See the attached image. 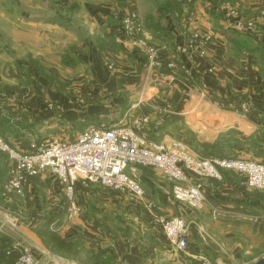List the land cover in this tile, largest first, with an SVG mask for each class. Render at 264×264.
Instances as JSON below:
<instances>
[{"label": "rangeland", "instance_id": "1", "mask_svg": "<svg viewBox=\"0 0 264 264\" xmlns=\"http://www.w3.org/2000/svg\"><path fill=\"white\" fill-rule=\"evenodd\" d=\"M148 1L170 4L169 0ZM33 2L0 0V62L5 64V73L0 76V122L8 123L9 129L2 135L4 139L0 137L2 141L22 149L27 145L20 141L29 143L37 141L35 138L68 142L71 135L89 126L129 123L142 111L152 115L151 105L162 102L159 86L166 84L164 79L171 76L170 71L149 70L144 47L107 38L106 28H93V23L80 13L82 4L75 0L65 1L71 2L68 6L46 0L42 7L47 10L35 7ZM144 42L146 46H154ZM192 78L183 82L179 77L190 87L194 83ZM141 100L146 101L144 105L135 107ZM167 108L171 116L172 111L181 110L170 105ZM174 117L171 119L176 120V128L181 130L171 128L167 136L180 139L183 144L189 136L184 122L178 120L179 116ZM189 152L202 158L192 149ZM10 168L8 160L0 154V250L4 242L11 241L18 256L19 245L28 248L37 264L106 261L100 252L114 248L113 245L139 249L141 261L137 264H155L157 259V264H162L168 245L162 240L158 218L179 215L188 233V246L183 254L193 252L200 264H251L264 258V210L259 204L252 213L239 211L226 215L219 208L205 211V207L199 212L191 211L173 200L169 184L155 171L138 166L136 176L137 179L140 176L143 191L140 200L131 199L125 192L79 183L74 197L80 201L77 204L80 220L77 218L78 224L74 225V221L60 229L59 219L67 203L55 178L50 175L31 179L20 196L13 195L5 189ZM229 173L231 181L242 180L238 174ZM223 175L220 181L209 183L213 191L211 202L219 205L224 204L218 200ZM249 195L259 203L264 202L262 192L250 191ZM52 236L63 239L64 246L50 245L48 238ZM183 254L178 255L179 261L186 264L197 261L188 260ZM113 262L123 264L117 257Z\"/></svg>", "mask_w": 264, "mask_h": 264}, {"label": "crops", "instance_id": "2", "mask_svg": "<svg viewBox=\"0 0 264 264\" xmlns=\"http://www.w3.org/2000/svg\"><path fill=\"white\" fill-rule=\"evenodd\" d=\"M33 1L35 7L45 8L42 5L46 0ZM65 1L70 0H49L51 4L68 6L71 3ZM78 3L82 4L80 13L88 18L89 23H93V28H106V37L113 42L114 39L125 45L128 42L136 48L145 45L144 41L149 45H162L166 48L163 55L168 54V59L183 67L181 71L176 70L178 73L172 72L171 76H166V84L159 86L163 93L161 101L181 109L179 112L173 111L171 117L179 116L178 120L184 122V127L196 137L198 143L211 144L223 137L225 140H222L219 148L221 155L257 161L264 158V0H190L182 8H171L170 5H161L160 1L148 0H83ZM231 11L241 19L254 21L257 32L235 30L227 18ZM127 15H136L143 28L142 34L126 31L123 22ZM195 32L210 36L206 56L178 55L176 47L182 46ZM4 68L5 64L0 62V76L5 73ZM180 76L183 82L187 77H193L194 83L190 84L191 87L187 86L180 81ZM157 81L160 83V80ZM228 132L232 134L227 135ZM167 137L170 139L164 136L162 140ZM20 143L28 144L26 141ZM45 176L50 175L41 177ZM230 178V173L226 172L219 183L218 200L224 201L223 205L211 202L210 194L213 191L210 184L218 181L193 179V183L202 187L206 198L205 211L219 208L221 212H227L226 215L239 211L252 213L256 211L257 204L264 210V202L259 203L249 197L251 190L244 187L241 179L238 183ZM79 202L76 198V203ZM83 207L85 209L84 202ZM262 231L264 234V223ZM220 233L223 231L220 230ZM113 246L123 264L141 261L139 249L131 245ZM166 250L162 264H186L177 259L179 254L172 255L167 246ZM193 254L187 251L183 256L188 260H197H191V264H200V259ZM157 262L158 259L155 264Z\"/></svg>", "mask_w": 264, "mask_h": 264}, {"label": "built area", "instance_id": "3", "mask_svg": "<svg viewBox=\"0 0 264 264\" xmlns=\"http://www.w3.org/2000/svg\"><path fill=\"white\" fill-rule=\"evenodd\" d=\"M173 1L185 4L190 0ZM227 18L231 20L235 30L257 32L254 21L241 19L232 11ZM123 23L128 33H143L136 15H129ZM209 43L208 34L195 32L182 46L176 47V53L204 58ZM140 47H144L146 52V65L149 70H183L181 65L163 55L166 52L164 46ZM152 104V115L142 111L140 116L132 118L129 123L120 122L108 128L90 127L76 134L71 142L32 141L22 149L19 146L11 147L0 139V152L11 165L5 183L6 192L20 196L29 180L44 174L53 176L67 203L63 217L59 219L60 229L73 223L79 216L74 197L79 183L125 192L131 199L140 200L143 191L136 176L135 169L138 166L155 171L170 185L173 200L195 212L202 211L206 203L201 185L193 183L195 178L219 181L223 173L233 172L241 176L247 189L264 193V163L241 158H198L192 156L178 140L156 142L147 139L145 133L150 124L157 128L164 122L166 114H171L166 106L156 102ZM143 105L141 100L135 107ZM158 219L169 249L183 254L187 250L188 239L184 220L178 217ZM18 248L16 264H37L28 248L20 245Z\"/></svg>", "mask_w": 264, "mask_h": 264}, {"label": "trees", "instance_id": "4", "mask_svg": "<svg viewBox=\"0 0 264 264\" xmlns=\"http://www.w3.org/2000/svg\"><path fill=\"white\" fill-rule=\"evenodd\" d=\"M76 2H78L77 0H75ZM170 1V6L171 8H178L181 7L184 4L181 3H176L173 0H169ZM139 48V47H138ZM146 60V59H145ZM165 72H169L167 70H165ZM172 73V71H170ZM169 72V73H170ZM160 104L168 107V103L166 102H159ZM170 110V109H169ZM173 112V111H172ZM171 114L167 115L165 117L164 122L159 125L157 128L153 126V124H150V126L146 129V137L149 140L152 141H160L163 139L164 136L168 135V132H170L169 130H171V128H174L175 131L179 132L181 129H177L176 125H175V120L171 119ZM90 127H95V128H108L105 126H89L81 131H79L78 133H81L83 131H85L86 129L90 128ZM70 128V127H69ZM186 129V128H185ZM8 129V123L6 124L5 122H0V137H2L4 139V134L5 132H7ZM172 132V130H171ZM76 133V134H78ZM76 134L71 135L70 140L68 142H71L73 140V138L75 137ZM186 134L189 136L187 139H185L183 142V144L188 148V149H192L193 151H195L197 153L198 156L204 158V159H209V160H213V159H232L234 157H229V156H225V155H221V150L219 148H221L222 145V140H225V138H218L216 141H214L211 144H200L198 143V141L196 140V137L190 133L187 129H186ZM232 134L231 132H228L227 135ZM3 135V136H2ZM40 138H35L34 140L40 141ZM195 139V140H194ZM194 140V141H193ZM178 141H181L180 139H178ZM254 152V151H253ZM1 155H3L6 158V156L2 153H0ZM253 161V160H252ZM255 162H260V163H264V158H262L261 160L257 161L255 160ZM226 173V172H225ZM223 173V174H225ZM228 173V172H227ZM139 184L142 187V182L140 179V176L138 178ZM96 186V185H94ZM170 186V185H169ZM253 192V191H251ZM258 192V191H257ZM92 221L88 222L90 224ZM94 225V224H93ZM76 236H80V234H77ZM63 240V239H62ZM59 237H49L48 238V243L50 245H54V246H58V247H63L64 246V242L62 241ZM4 242V241H3ZM11 241L9 243L6 244V242H4V247L0 250V264H14L15 260H17L18 258V254L16 249L12 246L11 247ZM187 246H188V239H187ZM141 252V251H140ZM101 257H105L106 256V261H96L94 264H114V259L115 257H117L115 250L113 247H111L110 249L102 250L100 252Z\"/></svg>", "mask_w": 264, "mask_h": 264}, {"label": "water", "instance_id": "5", "mask_svg": "<svg viewBox=\"0 0 264 264\" xmlns=\"http://www.w3.org/2000/svg\"><path fill=\"white\" fill-rule=\"evenodd\" d=\"M251 264H264V258L257 260L256 262H253Z\"/></svg>", "mask_w": 264, "mask_h": 264}]
</instances>
